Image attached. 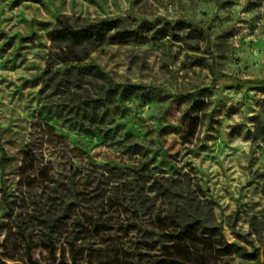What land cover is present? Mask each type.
Returning <instances> with one entry per match:
<instances>
[{
    "label": "rangeland",
    "instance_id": "rangeland-1",
    "mask_svg": "<svg viewBox=\"0 0 264 264\" xmlns=\"http://www.w3.org/2000/svg\"><path fill=\"white\" fill-rule=\"evenodd\" d=\"M60 16L156 39L60 82ZM0 132L3 263L153 264L179 213L212 261L264 264V0H0Z\"/></svg>",
    "mask_w": 264,
    "mask_h": 264
},
{
    "label": "trees",
    "instance_id": "trees-1",
    "mask_svg": "<svg viewBox=\"0 0 264 264\" xmlns=\"http://www.w3.org/2000/svg\"><path fill=\"white\" fill-rule=\"evenodd\" d=\"M117 21H105L90 23L83 27H77L71 23L66 16L57 19L54 31L51 34V45L48 54V65L45 72L49 73L53 66H64L60 82L68 83L69 78L65 75L77 74L85 77H93L95 81L104 79L105 72L93 63H85L91 54L100 47L108 44H117L130 39H140L151 41L156 39V35L148 38L144 33L136 31L117 30ZM116 95V89H109V92ZM153 229L150 233L157 234L169 242V246L162 250V253L154 255L153 264H223L217 259L212 261L204 253L206 243L199 235L197 227L193 222L184 220L179 213H157L152 217ZM223 238V235H221ZM52 258H55L54 244L49 240ZM228 246L225 245L220 250L229 254ZM142 260V258H141ZM0 264H5L0 260ZM73 264H78L76 256L73 255ZM225 264V263H224Z\"/></svg>",
    "mask_w": 264,
    "mask_h": 264
},
{
    "label": "water",
    "instance_id": "water-1",
    "mask_svg": "<svg viewBox=\"0 0 264 264\" xmlns=\"http://www.w3.org/2000/svg\"><path fill=\"white\" fill-rule=\"evenodd\" d=\"M0 134H1V132H0ZM165 155H166V153L164 152V153H163V156H165Z\"/></svg>",
    "mask_w": 264,
    "mask_h": 264
}]
</instances>
